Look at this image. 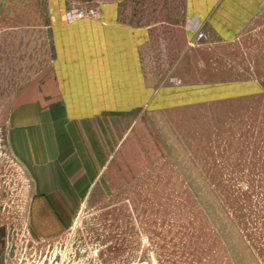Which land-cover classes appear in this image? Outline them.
Returning a JSON list of instances; mask_svg holds the SVG:
<instances>
[{"label":"rangeland","instance_id":"rangeland-1","mask_svg":"<svg viewBox=\"0 0 264 264\" xmlns=\"http://www.w3.org/2000/svg\"><path fill=\"white\" fill-rule=\"evenodd\" d=\"M105 1H119L123 19L152 25L150 57L169 61L182 86L215 94L141 109L123 125L91 123L117 144L101 157L102 174L65 232L42 240L26 225L34 181L9 136L20 90L51 72L50 0H0V242L8 243L7 263L264 264V8L235 40L193 39L181 51L184 0L64 3L98 9ZM249 81L263 91L247 88Z\"/></svg>","mask_w":264,"mask_h":264},{"label":"crops","instance_id":"crops-1","mask_svg":"<svg viewBox=\"0 0 264 264\" xmlns=\"http://www.w3.org/2000/svg\"><path fill=\"white\" fill-rule=\"evenodd\" d=\"M65 6L64 0H50L51 72L20 90L10 116V150L34 181L29 216L43 237L69 226L93 177L102 174L101 157L117 144L116 137L109 141L92 132L91 123L123 125V118L141 109L190 104L215 94L182 86L169 61L155 62L152 25L123 19L119 1L100 2L98 17L74 21L67 20ZM263 8L264 0H184L185 18L199 19L211 42L235 40ZM180 28L178 48H184L194 34ZM251 87L263 91L258 82L249 81ZM82 124L84 137L78 136Z\"/></svg>","mask_w":264,"mask_h":264},{"label":"built area","instance_id":"built-area-1","mask_svg":"<svg viewBox=\"0 0 264 264\" xmlns=\"http://www.w3.org/2000/svg\"><path fill=\"white\" fill-rule=\"evenodd\" d=\"M86 16H99V10L96 8H82L76 4H73L66 12V18L68 21H74L79 18H83ZM201 22L196 17H189L185 21V27L190 32H193L194 39L199 41L206 37L203 31L200 29Z\"/></svg>","mask_w":264,"mask_h":264},{"label":"flooded vegetation","instance_id":"flooded-vegetation-1","mask_svg":"<svg viewBox=\"0 0 264 264\" xmlns=\"http://www.w3.org/2000/svg\"><path fill=\"white\" fill-rule=\"evenodd\" d=\"M29 207H30V205H29ZM30 212V211H29ZM28 212V213H29ZM29 215V214H28ZM26 225H28L29 226V229L37 236V237H39V238H41L42 240H48V239H50V238H55V237H59L61 234H63L64 232H65V230L67 229V227H65L63 230H62V232L61 233H58V234H56V235H53V236H47V237H43V236H41V235H39L37 232H36V229H35V226H34V224H33V222H32V220L30 219V217L28 218V223H26ZM3 238V237H2ZM3 239H5V238H3ZM11 251V250H10ZM7 252H8V243H4V242H0V264H9V263H7V261H6V259H5V257H7ZM1 257H2V259H1ZM3 257H4V259H3Z\"/></svg>","mask_w":264,"mask_h":264}]
</instances>
